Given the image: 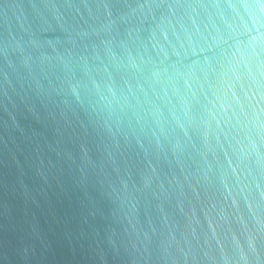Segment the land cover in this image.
I'll use <instances>...</instances> for the list:
<instances>
[{
	"label": "water",
	"instance_id": "1",
	"mask_svg": "<svg viewBox=\"0 0 264 264\" xmlns=\"http://www.w3.org/2000/svg\"><path fill=\"white\" fill-rule=\"evenodd\" d=\"M0 264H264V0H0Z\"/></svg>",
	"mask_w": 264,
	"mask_h": 264
}]
</instances>
